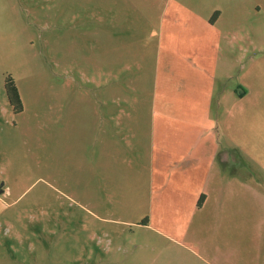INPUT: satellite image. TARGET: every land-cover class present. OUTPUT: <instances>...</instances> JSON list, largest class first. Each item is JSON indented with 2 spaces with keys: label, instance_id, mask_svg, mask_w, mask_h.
I'll return each mask as SVG.
<instances>
[{
  "label": "rangeland",
  "instance_id": "1",
  "mask_svg": "<svg viewBox=\"0 0 264 264\" xmlns=\"http://www.w3.org/2000/svg\"><path fill=\"white\" fill-rule=\"evenodd\" d=\"M205 39L215 104L225 94L212 111L225 228L171 239L143 225L156 207L141 140L159 117L164 56ZM263 189L264 0H0V264H264ZM239 226L245 251L228 256Z\"/></svg>",
  "mask_w": 264,
  "mask_h": 264
},
{
  "label": "crops",
  "instance_id": "2",
  "mask_svg": "<svg viewBox=\"0 0 264 264\" xmlns=\"http://www.w3.org/2000/svg\"><path fill=\"white\" fill-rule=\"evenodd\" d=\"M210 47L207 39L197 40L181 48L184 56H164L159 117L153 121L152 135L141 140L142 151L145 142L149 145L145 163L151 189L148 201L156 207L146 218V225L158 223L160 233L171 239L187 236L191 227L201 222H215L225 228V180L221 177L225 135L212 118V111L222 105L225 94L215 104V63ZM234 93L240 100L250 94L240 86ZM180 108L182 114L187 108L193 113L189 118L181 117ZM243 186L239 184L238 189ZM257 196L264 197V189ZM239 228L234 229V248L228 250V256L245 251V236ZM222 235H214L222 239L215 249L225 247V240L230 239L227 232Z\"/></svg>",
  "mask_w": 264,
  "mask_h": 264
},
{
  "label": "trees",
  "instance_id": "3",
  "mask_svg": "<svg viewBox=\"0 0 264 264\" xmlns=\"http://www.w3.org/2000/svg\"><path fill=\"white\" fill-rule=\"evenodd\" d=\"M218 16H219V12H217L214 15V19L212 20V22H214ZM4 86H5L7 98L9 100L11 107L13 108L14 113L19 114L23 112L24 105H23L22 97H21L20 90L13 76L7 75L5 77ZM146 223H147V219L143 221L144 225H146Z\"/></svg>",
  "mask_w": 264,
  "mask_h": 264
},
{
  "label": "water",
  "instance_id": "4",
  "mask_svg": "<svg viewBox=\"0 0 264 264\" xmlns=\"http://www.w3.org/2000/svg\"><path fill=\"white\" fill-rule=\"evenodd\" d=\"M3 193V191L2 190H0V194H2Z\"/></svg>",
  "mask_w": 264,
  "mask_h": 264
}]
</instances>
